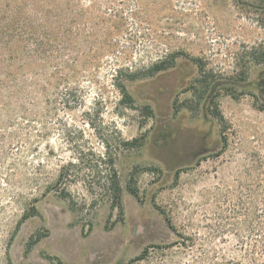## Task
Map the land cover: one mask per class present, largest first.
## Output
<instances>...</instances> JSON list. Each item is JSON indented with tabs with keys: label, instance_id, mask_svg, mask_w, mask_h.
<instances>
[{
	"label": "rangeland",
	"instance_id": "1",
	"mask_svg": "<svg viewBox=\"0 0 264 264\" xmlns=\"http://www.w3.org/2000/svg\"><path fill=\"white\" fill-rule=\"evenodd\" d=\"M3 35L23 90L0 97V264L239 258L264 189V92L246 87L264 0H0ZM160 119L210 152L168 175Z\"/></svg>",
	"mask_w": 264,
	"mask_h": 264
},
{
	"label": "trees",
	"instance_id": "2",
	"mask_svg": "<svg viewBox=\"0 0 264 264\" xmlns=\"http://www.w3.org/2000/svg\"><path fill=\"white\" fill-rule=\"evenodd\" d=\"M12 42V37L8 35L0 36V97L5 94L6 98L10 97L11 99L15 94L23 90L21 80L18 78L21 67L15 69L16 61H20L21 56L15 46L12 45ZM156 72V74L161 73L163 69H157ZM135 80L136 79H132V81ZM120 88L126 99L133 101L126 86L122 85ZM211 93L210 91L207 93L208 95L205 96V102H214L215 96L211 95ZM0 102L6 104V101H1V99ZM214 116L223 123V118L219 113H216ZM224 130L225 129H222V132H224ZM112 184L115 198L117 201H120L122 189L116 181V178L113 180ZM131 192L133 195H137V192L133 191V189ZM260 202L261 205L257 218L250 221L249 225H247L248 234L242 237L236 234L238 241L236 247L240 253L239 258L232 256L226 260V264H264V189L260 195ZM39 241L40 238L39 240L37 239L36 242Z\"/></svg>",
	"mask_w": 264,
	"mask_h": 264
},
{
	"label": "flooded vegetation",
	"instance_id": "3",
	"mask_svg": "<svg viewBox=\"0 0 264 264\" xmlns=\"http://www.w3.org/2000/svg\"><path fill=\"white\" fill-rule=\"evenodd\" d=\"M261 77L264 80V71ZM246 87L256 88L259 93L264 92V83L252 82ZM207 143L203 142V139L201 141L196 131L183 132L180 122L173 123L171 120L160 119L154 130L150 149L153 156L163 163L166 173L172 175L192 166L198 158L210 152Z\"/></svg>",
	"mask_w": 264,
	"mask_h": 264
},
{
	"label": "water",
	"instance_id": "4",
	"mask_svg": "<svg viewBox=\"0 0 264 264\" xmlns=\"http://www.w3.org/2000/svg\"><path fill=\"white\" fill-rule=\"evenodd\" d=\"M217 86H219V84H217ZM217 149H215V151H216ZM138 231H137V233L136 234H139V232H140V230L139 229H137Z\"/></svg>",
	"mask_w": 264,
	"mask_h": 264
}]
</instances>
